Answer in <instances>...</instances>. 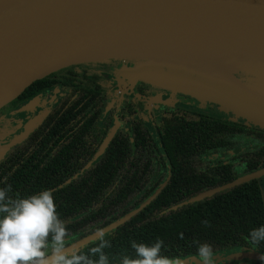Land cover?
<instances>
[{
  "label": "water",
  "instance_id": "obj_1",
  "mask_svg": "<svg viewBox=\"0 0 264 264\" xmlns=\"http://www.w3.org/2000/svg\"><path fill=\"white\" fill-rule=\"evenodd\" d=\"M109 60L137 62L132 73L143 81L214 104L228 116L264 130V0H0V109L60 69ZM221 60L233 68L222 66ZM34 126L27 124L1 146L0 159ZM116 126L75 176L103 156ZM163 157L167 176L147 199L64 246V251L71 253L99 239L146 207L170 177L169 160L165 153ZM262 176L264 167L172 208ZM261 255L264 252L242 249L223 260L262 262Z\"/></svg>",
  "mask_w": 264,
  "mask_h": 264
},
{
  "label": "trees",
  "instance_id": "obj_2",
  "mask_svg": "<svg viewBox=\"0 0 264 264\" xmlns=\"http://www.w3.org/2000/svg\"><path fill=\"white\" fill-rule=\"evenodd\" d=\"M57 75L32 83L18 99H28L46 89L56 82ZM80 93L87 98L93 92L83 89ZM139 128L129 140L116 135L97 162L81 175L74 173L65 180L50 178L49 167L45 171L33 170L34 165L44 164L46 156L18 150L0 164V188H7L11 199L50 190L58 217L66 228V246L109 225L147 199L167 176L165 153L171 174L161 192L128 221L103 235L109 242L102 250L107 264H120L125 256L136 258L131 242L149 245L157 239L163 241L160 254L167 257H195L198 245L203 243L211 246L213 255L228 256L242 249L264 252V243L253 246L246 239L251 229L264 225L260 187L264 176L172 208L239 178L234 162L243 163L244 173L263 168L264 130L216 115H198L197 120L168 118L159 139L150 142ZM16 158L22 161H15ZM46 166L52 164H44L43 168ZM71 177L72 181L59 187ZM99 244L100 238L76 252L95 261L98 254H92L90 249ZM228 264L264 263L242 260Z\"/></svg>",
  "mask_w": 264,
  "mask_h": 264
},
{
  "label": "flooded vegetation",
  "instance_id": "obj_3",
  "mask_svg": "<svg viewBox=\"0 0 264 264\" xmlns=\"http://www.w3.org/2000/svg\"><path fill=\"white\" fill-rule=\"evenodd\" d=\"M126 63L129 64L124 60H109L68 66L54 72L59 77L46 89L28 99L16 98L2 107L0 147L21 134L27 124L32 122L35 126L21 142L10 147L0 159V164L18 150L26 149L33 154L39 152L41 156H46L44 164L52 166L43 168L44 164L34 165L33 170L45 171L49 167L50 178L65 180L68 175L77 174L93 157L108 130L115 124L117 129L113 138L120 135L121 139L129 140L139 126L144 139L150 142L151 139H159L164 121L171 117L197 120L198 115H216L227 118L217 114L212 105L180 92L140 80L131 87L126 75L116 76L113 71ZM61 75L68 78H61ZM83 89L93 93L85 98L84 93H80ZM73 92L79 93L72 95ZM26 104L29 109H23ZM156 111L160 113L158 116ZM57 158L60 160L58 163L55 162ZM14 160L22 161L19 158ZM213 256L214 264L230 262L223 260L226 255ZM180 259L184 264H199L197 256Z\"/></svg>",
  "mask_w": 264,
  "mask_h": 264
},
{
  "label": "clouds",
  "instance_id": "obj_4",
  "mask_svg": "<svg viewBox=\"0 0 264 264\" xmlns=\"http://www.w3.org/2000/svg\"><path fill=\"white\" fill-rule=\"evenodd\" d=\"M7 191L0 188V264H107L102 250L109 242L102 233L100 244L90 249L92 254H98L95 261L75 250L64 251L66 228L50 190L18 199L9 198ZM246 239L253 246L264 243V225L251 229ZM162 246L159 239L149 245L133 241L136 258L125 256L120 264H184L179 257L162 256ZM197 257L199 264H214L213 251L207 243L198 245ZM260 259L264 262V255Z\"/></svg>",
  "mask_w": 264,
  "mask_h": 264
},
{
  "label": "rangeland",
  "instance_id": "obj_5",
  "mask_svg": "<svg viewBox=\"0 0 264 264\" xmlns=\"http://www.w3.org/2000/svg\"><path fill=\"white\" fill-rule=\"evenodd\" d=\"M107 62V61H106ZM127 62H129V64H125V65H121L120 66V68L119 69H116V70H113L114 71V74L116 75V76H118V75H121V74H124V75H126L129 79H130V86L131 87H133L134 86V82H136L137 80H140V81H143L142 79H140V78H138V76H137V74H135V73H132L133 71H134V69L135 68H137V66H138V64L139 63H137V62H134V61H127ZM96 63H103V62H95V64ZM101 66V65H100ZM96 68H99V69H101L102 67H98V66H95ZM127 67V68H126ZM143 82H146V81H143ZM146 83H148V82H146ZM151 84V83H150ZM152 85H154V84H152ZM154 86H158V85H154ZM158 87H161V88H166V87H162V86H158ZM166 89H168V88H166ZM130 90V89H129ZM168 90H171V91H173V89H168ZM176 92V91H175ZM191 97V96H190ZM193 98V97H192ZM195 99V98H194ZM196 101H199V100H197V99H195ZM200 102V101H199ZM201 103H207V102H201ZM207 104H209V105H212V109H214L215 110V112L218 114H221V115H224V116H226V117H231V116H228L226 113H224V112H221L219 109H218V107L216 106V105H214V104H210V103H207ZM160 113L159 112H157L156 111V116H158ZM232 119H234V120H241V121H243V119H241V118H233V117H231ZM244 122V121H243ZM245 123V122H244ZM233 167H234V170H235V172H237L238 174H239V176L241 177V176H244L245 174H248V173H244V165H243V163H239V162H234V164H233ZM260 187H261V189H262V192H263V195H264V179H262L261 181H260Z\"/></svg>",
  "mask_w": 264,
  "mask_h": 264
},
{
  "label": "bare ground",
  "instance_id": "obj_6",
  "mask_svg": "<svg viewBox=\"0 0 264 264\" xmlns=\"http://www.w3.org/2000/svg\"><path fill=\"white\" fill-rule=\"evenodd\" d=\"M220 62H221L220 64H221L222 66H225V67H227L228 69H232V68H233L229 62H226V61H224V60H221Z\"/></svg>",
  "mask_w": 264,
  "mask_h": 264
},
{
  "label": "crops",
  "instance_id": "obj_7",
  "mask_svg": "<svg viewBox=\"0 0 264 264\" xmlns=\"http://www.w3.org/2000/svg\"><path fill=\"white\" fill-rule=\"evenodd\" d=\"M262 190V189H261ZM262 194H263V192H262ZM263 198H264V195H263Z\"/></svg>",
  "mask_w": 264,
  "mask_h": 264
}]
</instances>
